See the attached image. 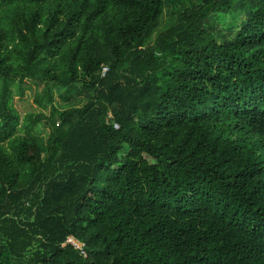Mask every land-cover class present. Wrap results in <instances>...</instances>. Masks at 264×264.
Instances as JSON below:
<instances>
[{"label": "trees", "instance_id": "trees-1", "mask_svg": "<svg viewBox=\"0 0 264 264\" xmlns=\"http://www.w3.org/2000/svg\"><path fill=\"white\" fill-rule=\"evenodd\" d=\"M165 1L175 19L149 43ZM230 10L238 25H208ZM25 80L49 115L20 125ZM52 85L85 102L57 108ZM15 260L264 264V0H0V264Z\"/></svg>", "mask_w": 264, "mask_h": 264}, {"label": "rangeland", "instance_id": "rangeland-1", "mask_svg": "<svg viewBox=\"0 0 264 264\" xmlns=\"http://www.w3.org/2000/svg\"><path fill=\"white\" fill-rule=\"evenodd\" d=\"M187 1V0H185ZM199 0H193L197 2ZM179 5H173L171 2L165 1L163 6L162 14L159 18V24L157 28L152 32L151 39L149 43H152L155 36L162 30L166 29L175 19L176 10ZM242 19V14L238 10H230L225 14H220L219 17L213 16L209 20L210 27L216 30L226 31V27L235 26ZM44 83L43 82H34L31 80H25L22 83V91L19 93L15 88L14 84L11 85L13 90L11 104L17 111L19 117V124H22L24 117H27L32 114H38L42 112L45 116L49 115V108L41 109L33 101L34 97L42 92ZM52 87L53 93V105L57 108L63 109L70 106H81L85 99L76 92L67 93L65 89L58 88L56 86ZM20 125L17 127L18 134L25 133ZM31 134L46 138L49 133V127L45 119L40 120L37 125L30 126ZM14 264H26L24 260H15Z\"/></svg>", "mask_w": 264, "mask_h": 264}, {"label": "built area", "instance_id": "built-area-1", "mask_svg": "<svg viewBox=\"0 0 264 264\" xmlns=\"http://www.w3.org/2000/svg\"><path fill=\"white\" fill-rule=\"evenodd\" d=\"M105 69H106V68H104L103 71H105ZM114 126L117 127L116 124H114ZM64 243H65V244H66V243L71 244L72 246H74V247L80 249L82 253H84V252L82 251V246H83V244L80 243V242H78L77 240H75L72 236H68V237L66 238V240H65Z\"/></svg>", "mask_w": 264, "mask_h": 264}]
</instances>
